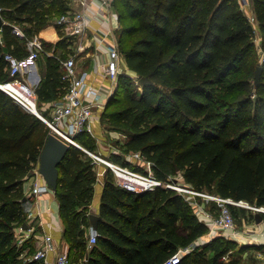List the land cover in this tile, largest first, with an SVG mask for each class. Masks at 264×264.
Returning a JSON list of instances; mask_svg holds the SVG:
<instances>
[{
  "label": "trees",
  "instance_id": "trees-1",
  "mask_svg": "<svg viewBox=\"0 0 264 264\" xmlns=\"http://www.w3.org/2000/svg\"><path fill=\"white\" fill-rule=\"evenodd\" d=\"M252 1L264 49V0ZM114 8L121 24L117 43L129 72L153 84L136 97L134 79L122 74L101 114L102 126L124 135L118 147L124 153L141 152L160 180L182 173L195 190L264 206V79L254 98H236L244 89L241 78H253L256 68L254 26L239 2L114 0ZM70 9L71 0H0V82L10 79L4 55L26 57L27 40L39 35L47 68L37 88L39 104L63 98L68 84L62 79L61 60L74 54V46L54 21ZM14 27L26 38L14 33ZM54 48L62 54H53ZM49 135L44 122L0 89V264H28L21 258L15 229L27 223L25 184ZM77 139L97 148V140L88 134ZM111 157L145 172V165L127 162L123 155ZM59 171L55 195L70 264H161L209 233L195 207L176 191L158 187L134 193L117 186L107 171L98 242L89 248L95 166L72 146ZM238 245L217 236L196 246L179 264H241L224 260ZM240 246L241 254L246 249L264 252V246Z\"/></svg>",
  "mask_w": 264,
  "mask_h": 264
},
{
  "label": "built area",
  "instance_id": "built-area-1",
  "mask_svg": "<svg viewBox=\"0 0 264 264\" xmlns=\"http://www.w3.org/2000/svg\"><path fill=\"white\" fill-rule=\"evenodd\" d=\"M237 1L242 9L251 6L253 2L252 0ZM117 16L114 0H73L71 9L55 21L64 35L73 38L78 52L87 49L90 40H92L91 36H93V40H97L99 46L105 49L107 60L100 63L97 69L101 78L109 81L112 86L114 85L112 88L106 90L91 83L90 73L80 65L76 54H74L61 60L64 71L62 79L68 84L66 94L59 101L44 103V106L40 105L37 94L38 87L29 80L28 75L32 73L45 52V45L39 35H34L26 42L28 52L26 57L18 58L11 53L4 55V59L10 66V79L0 82V89L7 93L25 112L37 116L44 122L50 128V134L71 147L74 146L85 152L92 159L95 168L103 167L105 169L103 174L110 171L117 186L134 193L153 191L158 187L176 191L195 207L196 215L202 216L208 221L206 222L209 228L208 240L211 241L222 235L229 238L231 233V237L235 239L245 243L250 242L248 237L250 231L246 228L238 230L232 208L250 209L253 211V218H255L257 213L264 215V206L201 192L172 177L160 180L152 172V164L143 157L141 152L124 153L119 147L113 148L108 144L111 152L109 155H104L87 148L77 139L78 135L88 134L98 142L96 125L100 126V113L104 111L106 105L101 102V93L107 92L110 98L122 74L131 75L134 81L141 86V78L129 72L125 56L120 52L117 40H113L117 27L106 30L93 28V23L97 18L100 17L109 22ZM248 20L253 26L258 24L255 14L248 17ZM14 33L20 38H26L25 33L19 27H14ZM0 43L3 44L1 30ZM113 154L123 155L127 162L148 165L147 170L145 172L138 171L128 165L116 162L111 157ZM32 177H34V182L30 192L31 197L55 193L39 172V164L33 171ZM210 202L216 204L214 210ZM35 219V213L30 211L27 216L28 228L18 226L15 229L18 245L24 244L30 238V232H32L30 226ZM88 238L89 248L94 247L98 242V230H95L92 225L88 232ZM38 241L36 253L31 255V258L29 257L32 261L40 264H70L68 251L60 252L51 234H44L38 238ZM255 241L257 242V239ZM191 250L190 247L179 249L176 254L161 264H179L183 256ZM51 253H55L53 259H49ZM257 255L258 258L264 259L263 252L259 251Z\"/></svg>",
  "mask_w": 264,
  "mask_h": 264
},
{
  "label": "crops",
  "instance_id": "crops-1",
  "mask_svg": "<svg viewBox=\"0 0 264 264\" xmlns=\"http://www.w3.org/2000/svg\"><path fill=\"white\" fill-rule=\"evenodd\" d=\"M112 27H117L115 31V38H113V40L116 41L117 40L116 32L121 27L118 16L112 18V20L109 22L99 17L93 23L94 29L101 28V29L106 30ZM91 39L92 40H90L87 46V49L85 51L78 52L76 46L75 48L73 47L72 50L74 54H76V58L78 62L80 63V65L90 73L91 83H93L94 85L98 87H103L104 89L108 90L107 88H110V87L112 88L114 85L112 86L109 81L105 80L104 78H101L98 73V69H97L100 63H103L107 60V55L105 54V49L97 44V40H93V36H91ZM56 42L57 41L55 40L54 43ZM61 51L62 50L56 51V48H54L53 54L61 55L62 54ZM43 63H44L43 60L40 59L39 62H37V65L35 66V68L32 70V73L28 75L29 80L35 85H37V87H39V85L41 84V82L46 76L47 68L45 67V63L44 64ZM108 98H109V94H107V92L101 93L102 103L106 104ZM102 112L103 111H101L100 114H102ZM100 123H101L100 126L96 125L98 142L96 146L97 148L94 151L100 152L104 155H109L111 152V149L109 148L108 144L112 145L113 148H118V144L116 142L123 141L125 139V136L117 131H108L107 129L104 128V126H102L101 121ZM147 167L148 165H145V171L147 170ZM97 176H98V181L95 186V193H94L93 201L89 207V215L95 214V215L100 216V207H101L102 194L104 190V182H105L104 177L105 176L103 172H98ZM33 182H34V177H31V178H28V181L25 184V187L27 190V196L30 198L29 202L26 205V209H27V214H29L30 211L35 213V217H36L35 220L39 221V226H40L41 231L37 235L33 234L24 244H20V246L18 245V247L22 248V253H24L26 250V246L28 245L29 247L31 245V244L29 245L28 243L34 240L35 242L33 243V248L35 247L37 249L38 242H39L38 238H41V236H43L44 234H51L54 238V242L56 243V246L58 247V250L60 252L61 251L67 252L68 245L66 244L63 238L65 226L61 219V215L59 212V202L56 198V195L55 193H48V194H44L38 197L36 196L31 197L30 192H31ZM212 208L214 210L213 206ZM197 216L201 222L205 224L206 222H208L202 216H199V215ZM27 228H28V225H27ZM245 228L250 231V234H248V237L250 238L249 240L250 242L245 243L238 239H235L231 237V233H230L229 237L231 238V240L238 242L240 245L264 246V219L260 223H258L255 218V222L253 224H251L250 222L248 224H244V226L242 227V230ZM207 235L199 239L196 243L190 246V248L194 249L196 246H202L205 243H207L208 242ZM256 239H257V242L255 241ZM27 252L25 255H27ZM34 253H36V250H34ZM54 257H55V253H51L49 255V259H53Z\"/></svg>",
  "mask_w": 264,
  "mask_h": 264
},
{
  "label": "rangeland",
  "instance_id": "rangeland-1",
  "mask_svg": "<svg viewBox=\"0 0 264 264\" xmlns=\"http://www.w3.org/2000/svg\"><path fill=\"white\" fill-rule=\"evenodd\" d=\"M72 1L73 0H71V2ZM243 9L241 8L242 12L244 13V15L247 18L250 17V16H252L253 14H255L254 13V4H253V2L251 4V6L245 7ZM55 21H54V23H55ZM252 41L254 43V51H255V58H254V60H256V62H255L256 68L253 71V78H249V77L248 78H241L243 80V82H244V84H243L244 89L239 90V92L236 93V98L237 99H245L247 97H253V98L255 97V89H256V86H257L256 85V78H255V76H256V69H257L258 66L264 67V49H263V46H262L263 40H262L260 28H259V23L254 26V32H253V36H252ZM72 45L75 48V45L76 44L74 42H73ZM40 75H41V73H40ZM262 75H263V70H262ZM263 79L264 78H260V81H262ZM231 81L232 80H230L229 82H231ZM260 81H259V83H260ZM135 86L136 87L134 89V94H135L136 97H140L141 94H142V92H143L144 85L141 83V86H140V85H138L135 82ZM164 91L166 92V90H164ZM41 105L44 106L43 104H41ZM95 169H96V173L97 174H98V172H103L105 170V169H103V167H101L100 169H98V168H95ZM152 172L154 173L153 169H152ZM105 175L106 174H104V176ZM105 177L108 178L110 176L108 174ZM172 178L177 179L179 181H182L183 184H185V182H186L185 179L183 178L182 173H178V174H176ZM210 204L213 205L215 203L210 202ZM233 209L235 211L234 215L236 217V225L238 227V230H242V227L244 226V224H248L249 222L251 224L254 223L255 218H253V211H251L250 209H244L245 211L242 212L240 209H243V208H240V207H235ZM27 223H28L27 225H29V220H27ZM31 229L33 231L30 232V237L33 234H36L37 235L41 231L38 220H34L31 223ZM223 237H225V236H223ZM225 238L226 239H230V237L229 238L225 237ZM208 241H210V240H208ZM34 242H35L34 240L30 241L28 244L29 245L31 244V245L29 247L27 245L25 252L22 253V255H21V258H23L24 261L27 262L28 264H40V263H37V262L32 261L30 259L31 258L30 256L34 253V250H37L35 247L33 248V243ZM19 246H20V244H19ZM30 247H32V248H30ZM240 247H242V246H240V244H239L238 245V248H236L233 252H231L230 254H228L227 257L224 258V260L225 261H228V260H239L241 264H264V259L258 258V255H257V252L256 251H253L251 249H248V250L246 249V251L241 254L240 251H239V249H241ZM26 252H27V255H25ZM209 255L212 256L213 255V252L211 251L209 253Z\"/></svg>",
  "mask_w": 264,
  "mask_h": 264
},
{
  "label": "water",
  "instance_id": "water-1",
  "mask_svg": "<svg viewBox=\"0 0 264 264\" xmlns=\"http://www.w3.org/2000/svg\"><path fill=\"white\" fill-rule=\"evenodd\" d=\"M3 26V20L0 17V30ZM263 67L258 66L256 70V85L259 84L261 74H262ZM140 82L146 86V85H152L153 82L148 77H142L140 79ZM71 148L70 145L66 144L53 134H50L46 144L44 146V149L42 151V154L40 156V162H39V172L41 175L45 178L46 182L49 184V186L52 188L54 192H56L58 188L59 183V165L64 160L66 153ZM33 176V173H30L28 178H31ZM256 221L260 223L264 219V215L257 213L255 215ZM91 224L94 227L95 230H98V222L101 220V217L99 215L92 214L90 215ZM24 227L27 228V223L24 224Z\"/></svg>",
  "mask_w": 264,
  "mask_h": 264
}]
</instances>
